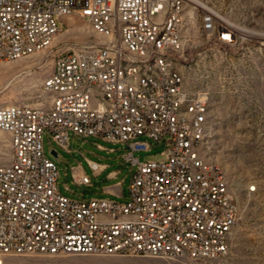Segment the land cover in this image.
Instances as JSON below:
<instances>
[{
	"label": "built area",
	"instance_id": "obj_1",
	"mask_svg": "<svg viewBox=\"0 0 264 264\" xmlns=\"http://www.w3.org/2000/svg\"><path fill=\"white\" fill-rule=\"evenodd\" d=\"M190 9L202 35L238 42L212 7L192 0H0V62L51 51L57 22L72 15L102 38L53 56L42 83L46 108L0 107L10 148V162L0 165V264L8 256L212 260L228 253L238 212L221 168L202 156L209 99L184 87ZM45 133L65 149L70 133L121 145L122 161L135 167L127 199L61 194L57 167L43 154ZM152 143L165 144L164 159L140 161L135 154ZM88 165L95 175L106 168Z\"/></svg>",
	"mask_w": 264,
	"mask_h": 264
},
{
	"label": "rangeland",
	"instance_id": "obj_2",
	"mask_svg": "<svg viewBox=\"0 0 264 264\" xmlns=\"http://www.w3.org/2000/svg\"><path fill=\"white\" fill-rule=\"evenodd\" d=\"M201 2L212 7L239 36L233 46L208 39L198 29L197 12H194V28L190 26L185 32L192 47L187 51L184 87L188 91L204 92L209 99L210 139L202 156L221 168L238 212L228 253L212 260L8 256L2 264H264V0ZM187 22L189 24V20ZM57 24L62 30L53 38L51 51L0 62V107L15 104L46 108L49 96L43 92L42 83L51 70L53 56L102 42L87 22L76 15L65 17ZM42 146L44 156L57 167V189L61 194L87 201L127 199L135 167L122 161L124 149L121 145L70 133L65 149L45 133ZM165 149L164 143H152L149 151L138 152L135 156L142 162L162 161L161 153ZM88 161L106 165V168L95 175ZM9 162L8 137L0 132V165ZM112 172L116 176L109 179L107 176ZM80 174L90 179L89 185L78 184ZM117 182L118 193L114 190ZM249 186H254L255 191L248 193Z\"/></svg>",
	"mask_w": 264,
	"mask_h": 264
},
{
	"label": "bare ground",
	"instance_id": "obj_3",
	"mask_svg": "<svg viewBox=\"0 0 264 264\" xmlns=\"http://www.w3.org/2000/svg\"><path fill=\"white\" fill-rule=\"evenodd\" d=\"M196 5H201V6H205L201 0H192ZM187 15H188V20H189V27H193L194 26V11L192 9L187 11ZM217 15L222 19V17L217 13ZM224 20V19H223ZM225 21V20H224ZM226 22V21H225ZM194 28V27H193ZM241 31L243 32H247L245 29L243 28H239ZM5 156V155H3Z\"/></svg>",
	"mask_w": 264,
	"mask_h": 264
},
{
	"label": "crops",
	"instance_id": "obj_4",
	"mask_svg": "<svg viewBox=\"0 0 264 264\" xmlns=\"http://www.w3.org/2000/svg\"><path fill=\"white\" fill-rule=\"evenodd\" d=\"M76 17H78V16H76ZM80 18V17H79ZM102 166H105L106 167V165H102ZM102 173V172H101ZM116 176V173L115 172H112V173H110V174H108V178L109 179H111V178H114ZM119 183L117 182V184H116V186L114 187V190L118 193V185ZM107 192H109L110 190L108 189V190H106Z\"/></svg>",
	"mask_w": 264,
	"mask_h": 264
},
{
	"label": "water",
	"instance_id": "obj_5",
	"mask_svg": "<svg viewBox=\"0 0 264 264\" xmlns=\"http://www.w3.org/2000/svg\"><path fill=\"white\" fill-rule=\"evenodd\" d=\"M51 154H52L54 157H56V156H57V154H56V152H55V151H51Z\"/></svg>",
	"mask_w": 264,
	"mask_h": 264
}]
</instances>
